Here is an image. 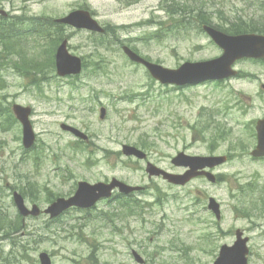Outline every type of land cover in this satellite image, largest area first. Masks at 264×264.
Wrapping results in <instances>:
<instances>
[{"label":"rangeland","instance_id":"1","mask_svg":"<svg viewBox=\"0 0 264 264\" xmlns=\"http://www.w3.org/2000/svg\"><path fill=\"white\" fill-rule=\"evenodd\" d=\"M2 1L8 10L10 6L13 10L27 5L32 13L52 17L64 15L83 3V0ZM87 1L101 23L116 25L118 31L120 25H129L119 31L121 38L132 39L142 54L154 61L175 67L186 60H204L218 54V48L195 31L166 36L161 41H142L155 28L135 23L152 17L160 20L164 16L158 8L161 0ZM240 5L239 0H215L217 22L223 19L226 20L223 24L234 25ZM243 14L249 17L248 11ZM64 30L71 37L72 52L85 57L88 66L90 61H103L105 70L91 73L90 65L78 79L48 77L47 96L39 95L35 89H20L23 81L19 78H7L2 93L7 94L8 100L35 108L33 123L39 143L32 153H25L19 139L20 126L11 128L0 118V211L9 215L0 221V228L10 231L17 221L11 187L26 191L28 204L45 208L49 204L45 190L69 196L80 180L94 183L117 177L130 184L147 185L144 193L136 196L149 201L151 206L143 216L129 215L120 209L117 201L102 200L92 210H71L59 220H52L46 214L29 216L23 227L13 230L21 235L12 233L11 241L0 242L3 246L0 264H5L2 257L11 253V264H38V255L43 250L51 253L54 264H136L131 256L133 249L148 259L154 258V252L161 248L155 262L150 264H162V260L172 264H212L221 245L233 244L238 228L250 238L248 264H264V191L258 192L256 188V182L264 186V162L250 163L234 154L232 160L218 169L227 178L216 186L200 178L186 186H172L149 178L145 162L134 159L126 165L124 161L129 162L128 159L122 154L118 156L125 143L135 144L140 139L149 143L146 149L149 160L167 169L173 167L171 159L179 150L185 149L193 155L210 154L207 135L211 129L204 125L203 117L207 112L216 119L212 131H220L225 137L213 149L214 153H234V144L246 132L247 120L264 115V92L260 81H255L256 76L234 81L227 89L207 84L175 91L153 81L144 68L132 65L118 45L103 48L96 45L99 41L87 31L70 27ZM188 33L191 35L187 36ZM242 68L264 82V64L244 62ZM92 96H97L107 107L102 120L98 101L93 111L88 110ZM237 100L249 110L248 115L243 113L244 108L238 107ZM62 121L95 136V144L89 151L81 153L72 149L74 137L60 128ZM41 147L45 151L37 158L40 165L36 166L34 157ZM103 148L109 151L104 152ZM35 181L41 187L39 195L29 187H34ZM247 182L248 187L241 184ZM208 195L215 196L222 204L223 216L219 222L208 210ZM177 244L182 245L185 258L178 250L171 249Z\"/></svg>","mask_w":264,"mask_h":264},{"label":"water","instance_id":"2","mask_svg":"<svg viewBox=\"0 0 264 264\" xmlns=\"http://www.w3.org/2000/svg\"><path fill=\"white\" fill-rule=\"evenodd\" d=\"M63 22H68L76 25L80 28H86L89 30H100L98 24L91 19L89 13L83 11H77L70 14L68 17L62 19ZM212 37L219 43L224 49L225 54L223 57L196 63H185L178 70H171L163 68L159 65L151 64L144 61L138 55H135L126 48V52L131 56L132 59L144 62L151 70L152 74L158 78L163 83L174 82L177 84H187L196 83L207 79L223 78L231 75L230 67L235 59L242 56H261L256 50L260 38L254 35H244L237 37H230L223 33H219L211 28H208ZM58 69L60 74H70L78 73L81 70L80 59L67 54L65 49V44L61 46L57 53ZM15 111L25 124V144L30 145L33 142L34 134L32 132L30 123L28 121L29 109L21 107L19 105L15 106ZM126 152L128 154H137L143 157V154L134 148L127 147ZM225 160V157L220 158H179L176 163L178 164H190L191 167H205L215 165ZM151 174H159V171L155 168L149 169ZM173 179V178H171ZM175 180V179H173ZM119 186L122 191L128 192L132 188L122 184L118 181L112 182L110 185L104 183H97L95 185H90L86 182L80 183V187L76 195L69 199H58L49 209L52 215H57L64 209L71 205H78L82 207H88L93 205L97 199L103 196H110L111 190ZM16 203L23 214H38L39 210L37 206L33 207L32 211H28L24 205V201L21 195L15 193ZM240 236L241 233H238ZM246 240H240L232 248H226L224 250V256L219 260L218 264H244L246 262L244 254L247 252L245 247ZM42 264H51L50 258L46 253L40 255Z\"/></svg>","mask_w":264,"mask_h":264},{"label":"trees","instance_id":"3","mask_svg":"<svg viewBox=\"0 0 264 264\" xmlns=\"http://www.w3.org/2000/svg\"><path fill=\"white\" fill-rule=\"evenodd\" d=\"M167 1H171L172 2V0H167ZM184 2H186V1H188V0H183ZM195 1V0H194ZM199 8H201L202 9V7H199ZM199 20V19H198ZM192 21H194V20H192ZM202 21H207V22H211V19H210V17H208L206 14L204 15V17H203V19H202ZM17 228V226L16 225H14V227L12 228V230H15Z\"/></svg>","mask_w":264,"mask_h":264},{"label":"flooded vegetation","instance_id":"4","mask_svg":"<svg viewBox=\"0 0 264 264\" xmlns=\"http://www.w3.org/2000/svg\"><path fill=\"white\" fill-rule=\"evenodd\" d=\"M241 75H243V73L241 72ZM227 81H225V83H226Z\"/></svg>","mask_w":264,"mask_h":264}]
</instances>
